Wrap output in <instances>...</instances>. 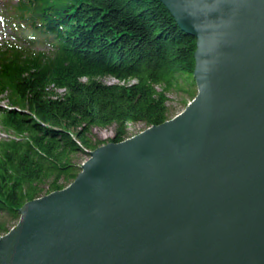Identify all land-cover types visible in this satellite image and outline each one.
<instances>
[{"label": "water", "instance_id": "water-1", "mask_svg": "<svg viewBox=\"0 0 264 264\" xmlns=\"http://www.w3.org/2000/svg\"><path fill=\"white\" fill-rule=\"evenodd\" d=\"M197 40L183 111L25 202L0 264H264V0H161Z\"/></svg>", "mask_w": 264, "mask_h": 264}, {"label": "trees", "instance_id": "trees-1", "mask_svg": "<svg viewBox=\"0 0 264 264\" xmlns=\"http://www.w3.org/2000/svg\"><path fill=\"white\" fill-rule=\"evenodd\" d=\"M0 234L22 205L66 187L95 126L170 118L168 93L195 97L197 40L161 0H15L0 6ZM43 46V47H42ZM112 77L116 82L102 78Z\"/></svg>", "mask_w": 264, "mask_h": 264}, {"label": "rangeland", "instance_id": "rangeland-1", "mask_svg": "<svg viewBox=\"0 0 264 264\" xmlns=\"http://www.w3.org/2000/svg\"><path fill=\"white\" fill-rule=\"evenodd\" d=\"M11 1L12 0H0V6L6 2H11ZM13 1H15V0H13ZM7 38H11V30L8 26L3 25V23L0 22V44L3 43L4 40ZM102 79L106 82H116V79H114L112 77H104ZM168 97H169V99H168L167 104L171 109V114H170V118H171V117H174L175 115L179 114L181 111L184 110L185 106L183 103V99L184 98L189 99V97L185 91H181V90L169 92ZM7 104H8L7 95L5 93L1 94L0 95V105L2 106V105H7ZM146 128H147V125L143 122L129 123L127 125L128 137L134 136V135L138 134L139 132L145 130ZM115 130H116L115 124H111V125L104 126V127L95 126L92 128L91 137L94 140H104V143H102V144H106V143L111 141L110 138L114 136ZM5 135L6 134L3 131V128L0 124V137L5 136ZM88 158H89V153H83V154L78 155L77 161L81 162V164H82ZM16 223L17 222H14V224H11V226H14ZM0 236H1V234H0Z\"/></svg>", "mask_w": 264, "mask_h": 264}, {"label": "bare ground", "instance_id": "bare-ground-1", "mask_svg": "<svg viewBox=\"0 0 264 264\" xmlns=\"http://www.w3.org/2000/svg\"><path fill=\"white\" fill-rule=\"evenodd\" d=\"M151 126V125H150ZM148 127V126H147Z\"/></svg>", "mask_w": 264, "mask_h": 264}]
</instances>
